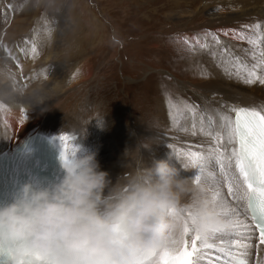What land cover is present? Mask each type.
<instances>
[{"label": "rangeland", "instance_id": "1", "mask_svg": "<svg viewBox=\"0 0 264 264\" xmlns=\"http://www.w3.org/2000/svg\"><path fill=\"white\" fill-rule=\"evenodd\" d=\"M11 1L0 0V9L5 8L8 12V3ZM232 1L235 0H20L19 3L23 10L25 9L24 12L19 8L16 15L13 18L11 16L12 19L8 18L9 13L0 19V50L2 58L10 57L9 44H14V41L16 43V39H9L13 37L9 32L15 24L21 28L18 33L21 39L27 42L29 39L25 36L27 34L30 36L32 33L37 39L36 43L42 46L39 47L41 50L39 49L36 61H31L32 58H30L27 64L16 62V68L12 67L14 73L20 76L19 80L14 82L15 88L27 91L39 80L37 79L39 73H41L40 77L44 76L47 64L50 62L45 63V56L42 53L48 48L46 42L52 38L51 32L53 34L61 25L62 31L57 44L58 53L56 57H51V61L61 62L65 66L67 82L64 84V90L71 93L70 95L66 93L67 95L62 97L63 99H60L58 103L54 104L51 99L48 103L45 102L48 110L54 109L55 111L60 103L73 102L78 112L81 111L80 114L89 120L88 122L92 121L95 125L102 120H112L118 130L123 132L121 136L124 139L129 136L134 137L136 132L139 135V143L144 148H148L147 150L153 155H158L171 145L164 143L163 149L158 150L159 142L162 139L171 138L172 134L169 133L176 125V121L169 125L166 123L165 127L168 129H164L159 123L161 121L158 115L160 103L166 102L168 106L174 105L176 110H180H178L179 113L187 114L189 121L182 122L186 129L193 126L197 128L199 124L208 129L211 116L200 107V102H214L212 99L218 96L216 91H223L224 86L229 89L239 88V91L247 93H251L255 85L260 84L264 87V84L259 81L248 84L243 83L245 81L242 82L240 77L230 79L226 73L221 71L226 76L222 81L226 83L224 82L220 87L208 86L207 93L209 91L210 94L204 91V84L208 83L205 80L209 79L207 76H201V70L205 69L203 57L206 55L216 56L218 52L220 54L227 50L233 55L234 49L242 48L241 55L243 56L239 57H241L242 64L246 65L247 71L255 72L257 77L263 78L264 76V21H260L259 15L250 21L235 20L234 24L230 22L236 29L238 27L239 33H244L240 41L238 36L241 34L235 38H227V36H221L220 33L217 35L218 32L216 33L211 27L223 21L216 18L213 23H210L211 16L208 15L207 10L217 7L223 13L229 12L227 9L229 5L238 6V2L231 4ZM242 4L243 0H240L239 5ZM182 10H193L194 14L183 15L180 19L169 17L174 12ZM242 23L245 26L247 23L249 25L243 28ZM254 24H259V29L254 28ZM182 30L187 32L180 34ZM252 34L256 35H254L255 39H251L254 38ZM246 37L248 40L244 39ZM250 39L256 42L250 43ZM11 56L13 58V53ZM32 62L36 64L33 65ZM212 68L214 69V66L209 68V71ZM1 77L3 78L2 75ZM4 81L6 83V80ZM238 83L242 84L241 87ZM22 103L24 102L20 103V109L24 106ZM45 103L39 107L25 105L23 112L25 111L27 115L22 116L21 126L25 125L24 128H29L34 118L48 114ZM63 106L58 109L63 110ZM9 107L6 98L1 96L0 112L4 113L6 109L4 114L10 112L7 115L12 116L11 111L16 109ZM27 108L32 109V112L29 110L30 114ZM192 113L195 115H191ZM221 115L223 113L218 116L219 120ZM1 118L0 116V121ZM23 130L22 128L21 131ZM104 146L108 156V145L104 144ZM97 149L101 160V148ZM173 149L175 151V148ZM215 163H213L214 170L216 169L221 177L218 186L227 196L224 186L225 176L218 169L221 164L219 161ZM122 174H114L113 178L118 179ZM233 235L228 234L230 238H233ZM246 264L249 262L247 261Z\"/></svg>", "mask_w": 264, "mask_h": 264}, {"label": "bare ground", "instance_id": "2", "mask_svg": "<svg viewBox=\"0 0 264 264\" xmlns=\"http://www.w3.org/2000/svg\"><path fill=\"white\" fill-rule=\"evenodd\" d=\"M11 2L8 3L9 4L8 9L10 11L8 10L7 12L5 8L0 9V19L1 18L3 19V17H6L8 13H9L8 18L9 17L11 18V16L13 18L16 15V12L19 11L18 10L19 8L23 10L22 5L19 3L20 0H12ZM237 2H238V6L229 5L230 7L227 8L229 12L223 13L217 7L216 8L212 7L211 9L207 10L208 15L211 16L210 23H213V21H215L214 19L216 18L222 19L223 21L221 23L216 22L217 23L216 25H211L213 30L216 33L218 32L217 35H219L220 33L221 36H227V38L228 37L235 38L238 34H241L239 33L240 30H238V27L236 29V27H233L234 25H232L234 24L233 21L235 20H241V21L249 20L250 21L251 19L259 15L258 17L260 21L261 22L264 21V0H243L242 5H239L240 0H235V1H232L231 4H235ZM24 10L22 12H24ZM192 13L194 14L193 10L192 11L182 10L178 12L176 11L174 12V14L169 15V17H175L176 19L177 18L180 19L183 15H192ZM243 23L241 24L242 26L241 25L239 26L244 28L245 25ZM247 24L246 26L249 25ZM60 27L59 29L57 28L56 31L53 32V34L51 32L52 38L49 40V42H46V45L48 48L43 50V53H42V55L45 56L44 57L46 60L45 63L47 64L48 62H50L47 64L44 76L40 77L41 73H39V75H37L38 77L37 79L39 80H37V82L33 84L34 87L32 86L30 89H27V91L22 90V89L19 90L18 88H15L16 85L14 82L19 80L20 76L18 73L17 74L16 72L14 73V70H12V67L14 66L16 68L15 66L16 62H18V64H21L22 62L24 63L26 62L27 64L29 60H31L30 58H32L31 61H34L35 59H37L39 49L42 46L36 43L37 39L34 37L32 33H30V36H28L29 34L27 35L24 34V36L26 35L25 37L29 39L27 40V42L26 40L21 39V37L18 35L19 29H21L19 25L16 26L15 24L14 27H11V31L9 32V34L13 37H10L9 39H12V40L16 39V43L14 41V44L13 43L9 44L11 52H10V57L8 59H11L12 61L2 58V52L0 50V68H4L5 66H8L6 67L7 68L6 73L2 75L3 78L0 75V93H1V96L6 98L8 104L10 105V107H12L11 109L15 108L16 110L11 111V113H13L12 116L11 114L10 116L7 115L10 112H7V114H4L6 113L5 112L6 109L4 110V113L0 112V116L2 117L0 121V150H6L7 152L10 151L15 145L20 143V141L23 139L24 136H26L29 133L35 132V131H38V132L44 133L45 135L54 137L60 143L61 141L59 137L62 135H67L68 137L71 138V141L68 145V155L72 154L73 151H75L76 149H77L76 155L78 156L84 155L86 153H94L95 159L99 163L100 170L106 171L108 173V178L111 181L110 187L115 184L118 187L125 186L128 183L129 179L133 177L134 175H136L138 172H141L148 167H152L154 164V161L162 160V159L168 160L169 163L177 166L178 168H181L183 175L190 178V181L193 185H196V186H199L205 189L210 196L212 195L213 192L218 191L220 193L219 199L224 202V204L228 207V209L230 211L234 210L236 213L239 214L240 219L244 220L249 225H252V221L246 212V197L243 199L240 198L244 196L246 192V186L243 185L242 180L239 178L238 169L235 168V158L232 157V150L234 148H237V143L235 142L229 143V133L235 128L233 115L237 109L249 108L252 110H258L262 112L264 115V87L261 86L260 84L255 85L251 89V93H247V92L239 91L238 90L239 88L231 87L232 85H230L232 89H229L227 87L226 89L224 88L225 87L224 86L222 88L223 91L221 92L216 91L218 96L220 95L221 96L220 97L217 96L216 98H213L212 100H214V102H211V101L210 102L203 101L202 103L200 102V107L205 110L203 111L211 116V119L209 122L210 127L208 129L203 127L201 124H199L197 128L193 126L189 129H186V127L184 126L185 124L183 125L182 122L189 121V119L187 118L188 117L187 114L184 113L183 115L179 113L178 112L179 109L176 110L175 108L176 106L174 105L168 106L166 102L160 103L158 115L159 117H161V121L159 123H161L164 129H168V127H165L166 123L169 125V123L176 121V125H174L172 131H170L169 133V134H172V137L170 136L171 138L162 139V141L159 142L160 144L158 145L159 146L158 150L163 149L162 145L164 143L171 144L172 147L165 149L164 151H162V153L160 152L159 154H161V156H159V154L153 155L151 151L147 150L148 148L147 149L144 148L142 144L139 143L140 142L138 140L139 135H137L136 132L134 133V137L129 136L128 138L124 139L121 136L123 132L118 130V128L116 127L117 125L112 120H109V119L102 120L96 123L95 125H93L94 122L92 121L88 122L89 120L85 119V117H83L80 114L81 111L78 112L76 108V104L73 102L72 103L63 102L62 104L60 103V105L57 104L59 105V107L64 105L63 110L58 109L59 107L55 111H53L54 109L50 110L52 112L48 110V106L46 103H48L50 99L55 104V103H58V101L60 102L63 99L62 97H65V95H67L66 93L68 94L71 93V92H67L66 89L64 90V87H65L64 84L67 82L66 80L67 75L64 70L65 66L61 62L51 61V57H56L58 53L57 44H58V39H60V33L62 31ZM185 32L184 30H182L180 34L181 33L184 34ZM254 35L252 34V36ZM255 36L254 38L252 37L251 39H255ZM238 37L240 41L241 36H238ZM34 38L36 40H34ZM193 38L195 39V36ZM244 39L248 40L247 37ZM232 45H231V48H232ZM223 46H226V45H223ZM33 47H35L36 49L35 52L32 51ZM237 49L236 50L234 49L235 51L232 49L234 52L233 55H231L230 52L227 50V52H221L220 54L218 52L219 55L216 54V56L206 55L205 57H203V62L205 63V69L201 70V76L209 77V79L205 80L208 83H205L203 87L206 93H207L208 86L212 85V86L220 87V85H222L225 82L222 80L225 79L226 76L221 71L226 73L228 78L230 79L240 77L242 78L241 80L242 82L243 80L246 81L247 79H249V72L247 71V67L246 65L242 64V60L240 59L241 57H239V56H243L241 55L242 48H240L239 50ZM244 51L246 52V50ZM12 53H13V58L11 56ZM34 63L32 62L33 65L36 64ZM215 65L216 67H219L220 69L216 68ZM213 66H214V69L213 68L211 69L213 71L211 73L210 72L211 70L209 71V68ZM85 73L89 74V72H86V71ZM214 79L215 81H213ZM4 80H6V83ZM256 81H259V80H256ZM243 83H246V82H243ZM238 85L241 87L242 84L238 83ZM36 88L40 89V93L44 99V102L40 104H34L33 106L39 107L40 105L42 106L46 102L45 107L49 113L34 118L33 121L31 120L32 121L31 126L29 128L27 127L24 128L25 125L21 126V123H20L22 120V116L27 115L25 111H24L25 113L23 112V108L25 107V105L31 106L29 102L30 97L27 96L26 93ZM21 102H24L22 103V105H24L22 109L19 108V106H21L20 105ZM18 108L19 110H17ZM28 108L26 110L30 114L29 112L30 109L28 110ZM51 108L52 107H50V109ZM2 111H3V108H2ZM222 113L223 115L220 116V120H219L218 116ZM191 115H193V113ZM225 117L227 119H225ZM204 125H205V122H204ZM22 128L24 129L23 131H21ZM201 129H203V131ZM193 132H195V135H193ZM209 132L212 135L205 134ZM104 144L108 145V153H109L108 156H107V152H106L107 150ZM155 144L157 145V142H155ZM96 146L97 148H101V153H102L101 160L96 151L97 148L95 149ZM217 147H219L220 150L224 153V160L219 161L220 164L223 163L224 166L221 167L220 165L218 169L225 176L224 186L227 191V196L222 193L223 190L221 189V187L218 186V183L221 177L217 174L216 169L214 170L215 167L213 163H205L202 169H193L190 166L188 168H185L184 165L188 163V160L186 157L179 155L180 150L188 151L189 149H191L192 151L202 152L205 155H207L210 150H214ZM173 148H175V151ZM230 157L231 159H229ZM121 173L123 174L118 179L113 178L114 174L116 175V174H121ZM196 175H199L201 177V181L199 184L195 183ZM229 187H231L232 189L231 194L229 193ZM190 205H191V194H189L188 196L184 198L181 206L188 208L190 210ZM186 215H187V211L185 212V216ZM254 233L255 234L250 235V236L249 235L237 236L235 233H232L234 234L233 238H230L228 234H221V235H217L214 239H210L209 242L215 243L216 247L213 249H206L201 253L200 264H240L239 262H235L234 260L237 255H242L243 257H245V259H247L249 264H263L264 246L259 244L258 242L259 237L257 236L255 230H254ZM192 235H194V233H190L189 236L187 237L189 241V248L191 244ZM221 240L224 241L223 245H221ZM234 240H241L242 243L250 244L251 247L240 248L236 246L235 244H233ZM197 246L198 247L200 246V242H198ZM221 246L226 248L225 252L219 251V248Z\"/></svg>", "mask_w": 264, "mask_h": 264}, {"label": "clouds", "instance_id": "3", "mask_svg": "<svg viewBox=\"0 0 264 264\" xmlns=\"http://www.w3.org/2000/svg\"><path fill=\"white\" fill-rule=\"evenodd\" d=\"M6 71L0 68V75ZM26 95L31 106L44 102L39 88ZM76 152L62 159L59 183H24L0 203V254L10 264H135L139 254L178 246L173 239L183 231L189 209L181 205L189 194L194 231L205 236L229 223L207 191L168 160L110 187L95 154Z\"/></svg>", "mask_w": 264, "mask_h": 264}, {"label": "snow or ice", "instance_id": "4", "mask_svg": "<svg viewBox=\"0 0 264 264\" xmlns=\"http://www.w3.org/2000/svg\"><path fill=\"white\" fill-rule=\"evenodd\" d=\"M254 27L259 29L260 25L257 24ZM241 38H243V34H241ZM250 43H255V41L250 39ZM32 51H36L35 47ZM256 80L264 84V78L257 77L255 72H249V79L245 82L251 84ZM225 119L227 118L225 117ZM201 130L203 131V129ZM205 134L212 135L210 132ZM193 135H195V132H193ZM59 139L64 146L61 158L66 160L69 156L68 145L71 138L62 135ZM232 142L238 144V148L232 150V157L235 158V168L238 169L239 178L246 186V192L240 198H247L253 224L249 225L240 219L239 214L234 210L230 211L224 202L219 199L220 193L215 191L211 195V200L218 207L219 213L228 219L229 223L226 227L214 228L208 235L202 236L192 228V224L195 222L192 212L187 211L186 216L184 212L182 214L184 226L181 236L179 240L173 239V244L178 246L165 248L159 253L153 251L147 254H139L136 256L135 264H200L201 253L206 249L216 247V244L210 243L209 240L221 234L235 233L237 236H250L255 234V230L258 231L259 244L264 245V115L259 111L245 108L236 110L235 128L229 133V143ZM169 147L172 146L169 145ZM179 155L186 157L188 160L184 167L188 168L190 166L193 169H202L205 163L224 160V153L219 147L210 150L207 155L191 149L188 151L180 150ZM223 166V163H221V167ZM200 181L201 177L196 175L195 183L199 184ZM231 192L232 189L229 187V193L231 194ZM190 233H194V235L191 237L189 248L187 237ZM198 242H200L199 247L197 246ZM223 244L224 241L221 240V245ZM233 244L240 248L251 247L250 244L242 243L240 240H234ZM219 251L225 252L226 248L221 246ZM21 264H32V261H21ZM240 264H246V261L241 260Z\"/></svg>", "mask_w": 264, "mask_h": 264}]
</instances>
